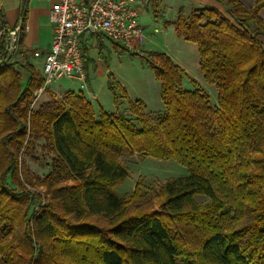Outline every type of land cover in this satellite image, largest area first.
<instances>
[{
  "label": "trees",
  "instance_id": "16d2710c",
  "mask_svg": "<svg viewBox=\"0 0 264 264\" xmlns=\"http://www.w3.org/2000/svg\"><path fill=\"white\" fill-rule=\"evenodd\" d=\"M217 1L233 23L211 8L187 18L180 11L174 23L176 35L197 46L217 108L202 91L182 87L183 72L167 56L144 51L159 61L148 63L165 110L155 124L143 102L107 77L114 104L123 98L137 126L117 113L96 114L73 92L55 108L32 110L43 79L29 63L20 65L26 81L17 64H5L9 28L0 2V264H264V0L249 10L240 0ZM28 2L21 0L23 23ZM83 60L87 82L95 64L84 46ZM36 139L55 154L42 181L30 178L20 155ZM133 154L172 159L188 172L158 190L157 210L139 184L123 198L113 191L128 177L121 158Z\"/></svg>",
  "mask_w": 264,
  "mask_h": 264
},
{
  "label": "rangeland",
  "instance_id": "374dc122",
  "mask_svg": "<svg viewBox=\"0 0 264 264\" xmlns=\"http://www.w3.org/2000/svg\"><path fill=\"white\" fill-rule=\"evenodd\" d=\"M247 4H245L246 6ZM247 7V6H246ZM193 9H188L183 12V16L187 18ZM221 14V13H220ZM233 23V19L229 16L227 10L221 14ZM249 31L251 34L255 31V26L250 23ZM97 40L104 42L105 47L102 52V59L98 57V49L102 47V42L98 43L93 50V62H98L101 70H98L95 66V70L90 66L88 73L90 76V87L97 96L96 100L88 98L87 92L81 90L80 84L69 80L67 78H61L54 82L45 92L35 95L32 102V110L36 111L43 105H49L55 108L57 104L64 101L65 94L67 92H73L75 95L81 94L94 106V111L97 114L99 109H103L106 112H112L113 110V97L107 89V77L110 73L114 79L126 90L131 101L140 100L145 105V113L148 116L152 124L156 123V120L164 113V106L161 101V87L160 83L155 78L154 72L148 66V63L153 65H159L154 57L141 52L140 47L136 50L123 51L121 48H113L110 42L105 38L96 36ZM260 43L264 44V39L259 38ZM100 44V45H99ZM194 45H188L186 54H171L173 57L179 59L183 69L182 87L185 90H200L209 97L212 108H217V91L213 86L208 85L202 79L200 72V60L197 48ZM19 52V51H18ZM167 56L166 54H163ZM168 57V56H167ZM169 58V57H168ZM170 59V58H169ZM171 60V59H170ZM172 61V60H171ZM28 63L26 59H23L21 55L17 53L10 62L5 64H17L14 66V70L21 73L22 81L27 75L20 69L21 64ZM177 64V63H176ZM175 64V65H176ZM178 66V65H177ZM33 67V66H32ZM40 77L39 66L33 67ZM102 71H106L107 75H103ZM26 81V80H25ZM35 93V92H34ZM88 98V99H87ZM125 100L119 99V106L117 114L126 118L129 122L137 126L135 117L132 116L127 109ZM100 107V108H99ZM22 162L25 164L29 176L31 179H39L42 181L44 177L52 169V163L55 159L53 148L49 142L45 139H36L32 141L28 153H20ZM121 164L128 169V177L113 190L119 198L129 195L136 184L140 185L142 193L147 197V200L151 201L154 205V210L158 208L155 206L154 195L158 190L167 182L176 178L185 177L188 175L187 170L180 166L176 161L170 159L167 161H159L156 159L139 156L137 154L125 155L121 158ZM62 185H71L70 182H65ZM35 190L44 193L45 189L41 188L34 183ZM198 203L207 202V199L198 197ZM181 264V263H179Z\"/></svg>",
  "mask_w": 264,
  "mask_h": 264
},
{
  "label": "built area",
  "instance_id": "2783aa9c",
  "mask_svg": "<svg viewBox=\"0 0 264 264\" xmlns=\"http://www.w3.org/2000/svg\"><path fill=\"white\" fill-rule=\"evenodd\" d=\"M48 21L52 28L50 48L44 54H33L34 58L42 57L43 86L34 93L38 96L61 78L85 86L82 43L86 37L100 36L129 50L138 49L143 40L133 0H52ZM26 30L20 18L8 30L5 62L19 54L21 35Z\"/></svg>",
  "mask_w": 264,
  "mask_h": 264
},
{
  "label": "crops",
  "instance_id": "0c3cea01",
  "mask_svg": "<svg viewBox=\"0 0 264 264\" xmlns=\"http://www.w3.org/2000/svg\"><path fill=\"white\" fill-rule=\"evenodd\" d=\"M0 2L10 30L19 21L21 0H0ZM240 2L246 10H249L253 7L256 0H240ZM51 4L52 0H29L27 4L26 20L24 22L27 30L23 32L19 45V51L20 48L24 50V52H20L19 54H24L21 56L23 59H26L31 66H39L38 69H40V73L42 67V57L34 58L33 54H44L50 48L52 28L48 21V13ZM245 4H247V7ZM223 5L224 4L218 2L217 0H133V7L138 14L139 22L143 28V40L140 46L141 52L147 51L158 54H166L174 64L177 63L176 65H178L179 68L180 66L182 67L183 65L179 59L173 57L171 54H186L187 52L182 50L186 49L188 45L194 44L186 42L176 35L174 23L178 17V13L180 11L183 13L188 9L194 10L211 8L223 14L225 11V7ZM258 16L264 22V8L259 11ZM101 42V40L99 41L96 39V36H89L84 39L83 46L87 48L91 60H93L92 54H94L92 49H94L95 46ZM101 45L103 52L105 47L104 42H102ZM195 47L197 48V46ZM195 51L198 52V48ZM94 64L97 67V72L98 70H101L98 62H95ZM181 70L183 71V69ZM102 73L103 75H107L106 71H102ZM23 79L25 81L27 78L24 77ZM90 86V76L88 73V81L85 83V86L81 88V90L87 92L89 99L96 100L97 96L94 95ZM127 96L129 98L128 94ZM89 99L88 102H90ZM118 106L119 104L115 105L113 102V110L108 113H117ZM92 107L94 110L93 105Z\"/></svg>",
  "mask_w": 264,
  "mask_h": 264
}]
</instances>
